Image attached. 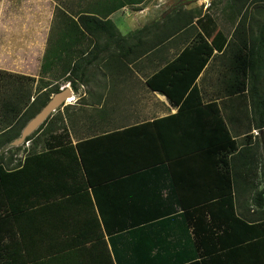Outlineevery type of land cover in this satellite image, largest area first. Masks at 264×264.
I'll return each mask as SVG.
<instances>
[{
  "label": "crops",
  "instance_id": "obj_1",
  "mask_svg": "<svg viewBox=\"0 0 264 264\" xmlns=\"http://www.w3.org/2000/svg\"><path fill=\"white\" fill-rule=\"evenodd\" d=\"M166 1L0 0V71L34 78L47 49L63 44L66 59L71 61V68H64L65 76L75 62H81L76 71L80 80L72 76L76 91L65 80L63 88L71 91L75 103L94 108L86 117L72 112L63 119L65 124L68 119L74 123L62 134V148L53 147L59 144L60 135L53 133L45 142L48 148L52 145L50 149L44 144L45 149L35 147L31 152L40 155L51 150L47 157L51 162L49 169L35 162L25 165L26 172L14 178L15 185L8 186L15 193L9 197V205L16 211L0 223V251L13 257L7 260L15 264H190L195 261L235 264L240 260L236 258L238 255L250 261L263 258L261 240L242 243L239 253H230L245 230L232 231L218 241L222 231L232 224L229 219L211 222L207 216L212 229L207 242L201 241L202 232H195L192 224L195 216L186 215L184 208L192 210L194 204L213 202L224 189L225 184L215 176L210 155H193L119 177L118 173L131 165L127 161L134 158L133 153L145 150L148 155L149 151L157 150L154 135L157 133L156 130L126 136L111 133L151 123L178 111L164 95L149 89L146 81L194 38L177 34L153 45L150 34H135L143 27L160 25L158 21L166 12L152 14L156 12L154 9L166 10ZM211 1L204 10L198 3L183 8L192 11V26L198 23L197 18L204 15ZM83 16L110 21L125 39L122 52L114 45L105 52L103 44L115 42V35L87 31V25L101 24L85 20L82 26L79 18ZM198 31L197 27L193 35ZM58 48L61 51L62 47ZM107 52L116 58L111 69L104 67L105 59L109 58ZM149 53L153 54L147 56ZM216 54L214 51L210 59H216ZM49 56L50 53L48 59L53 58ZM29 62L33 65L31 71ZM158 63L163 65L156 67ZM50 69L55 71L53 66ZM217 70L213 69L211 75ZM201 74L196 85L202 105L215 102L220 109V100L214 94L203 98L198 85ZM85 121L93 122L97 128L102 125V131L89 133ZM164 127L160 128L163 134H173L169 126ZM79 143L80 154L76 148ZM25 157L26 154L19 161L16 160L19 157H13L2 166L9 172L20 170ZM238 186L242 189L244 182ZM234 202L237 216L255 222L264 217L241 190L234 196ZM103 220L110 229L105 228ZM126 224V229H114ZM214 251L218 253H210Z\"/></svg>",
  "mask_w": 264,
  "mask_h": 264
},
{
  "label": "trees",
  "instance_id": "obj_2",
  "mask_svg": "<svg viewBox=\"0 0 264 264\" xmlns=\"http://www.w3.org/2000/svg\"><path fill=\"white\" fill-rule=\"evenodd\" d=\"M181 5L182 4L177 3L173 9L177 10ZM178 11L179 10H177V12ZM191 13L192 11H179L175 17L177 20L175 23L176 26L170 30L167 28L165 30L166 34H162L163 37L154 35L151 40L152 44H158L160 39L164 38V40H166L173 35H177L183 28L191 25ZM181 14L185 18L179 17ZM85 20H96L101 24V26L97 27L95 25H87V31L95 32L98 30L106 35H115V42L108 41L103 44V49L105 52L109 50L112 45L119 49V53L122 52V43H125V39L120 36L117 29L110 21L102 22L96 18L83 16L79 18V22L82 23V26H84ZM206 21L208 26L212 24V20L209 16L206 17ZM153 26L157 25L152 24L151 27ZM151 27L149 26V28ZM204 29L209 28L205 27ZM248 31L249 35H251L252 29L250 28ZM143 32L149 35L147 27L138 30L135 34L142 35ZM200 32L201 33H197V35L193 37L194 40L191 44H188V46L184 47L173 60L166 63L157 73L152 75V77L146 81V85L149 87V89L164 95L171 103L178 107V111L174 115L155 120L151 123H145L119 132H113L111 134L126 136L127 134L133 132L147 133L151 131L153 132L155 130V133H157L154 134L158 141L157 150H154L153 152L149 151L148 155H145V150L133 153L134 158L132 160L128 158L127 161V163L130 162L131 165L128 169L120 171L118 173L120 175L119 177L137 173L148 168H158L165 163L186 160L187 157L193 155L199 154L202 156V154H205V157L210 155V158H212V161L214 162L213 166L215 176L222 182V184H225L224 189H222V193L219 194V197L216 198L215 201L194 204L195 208H192V210H188L189 208H184V211L186 212L187 216L190 214L195 216L196 220L192 221V224L194 225V229L197 234L201 232L203 233L201 234V236L204 235L203 240L201 241H210V233L212 229L210 222H207V216H209L211 222L219 220L228 221L229 219L232 223L227 227L226 231H222L221 236L218 237L219 242H221L226 234L232 231L240 232V230H245V232L241 235V238L238 239V241H235L232 246L233 248L230 250V253L234 255L239 253V247L242 243H251L256 240H261V242H259L261 244L264 242V217L258 222H255L247 221L244 217L237 216L234 206V196H238L241 190V194L248 195L253 205L257 207L261 211L260 213L264 215V187L260 189L259 186L254 182L255 173L253 166L255 164L254 153L256 152V148L248 145L242 148H237L236 140L231 136L229 129L226 127L225 121L220 115V109L218 108L217 104L215 102H211L202 105L200 91L196 85V79L199 77L200 73L210 58L213 56V52H221L223 50L224 46H226V40L220 36L217 43L213 47L208 43V41L205 40V38L209 35V38L212 40L215 34L210 36V32L208 31V34L205 30L206 36L204 35V32V34H202L201 30ZM257 34L258 35L256 37L252 36L248 43L245 42L243 37L238 39L239 48L237 49V53L234 54L232 61L236 62V71H239V75H241L242 78L238 81L240 87H237V90L231 91V93H240L244 90L246 81L243 78H245L246 75L250 73V75H248L250 77L249 89L251 92H253L252 103L254 106V112L255 114L259 115L261 121L260 125L257 126L256 129L260 130L264 127V93H257L259 89L257 88L258 86L256 84H258L260 78H264V74L261 72L259 65L261 63L264 64V58L262 57V53L264 54V16L262 22L257 25ZM147 44L151 45L149 42H147ZM58 47H62L61 49L64 50L63 44H60L59 46L57 44V47L53 49L52 47L47 49V52L45 53L46 56L44 57V61H47L42 64L41 76L45 77L48 74V76L54 78L53 80L55 81H69L71 82L73 91H76V82L73 81L72 76L75 77V79H78L77 81L80 80L76 74V71L81 62H75L73 68L70 69L69 75L66 77L64 68L66 66L71 68V61L69 63L66 59V56L64 58L60 57L61 51ZM48 53H50V56L53 57L52 59H48ZM92 54L93 53H91V55ZM107 55L110 59H105L104 67L106 69H111L115 66L113 63V58H116L115 56L112 58L111 52H107ZM120 55L123 57L127 56V54ZM67 62L69 63L68 65ZM51 66L55 67V71L50 69ZM58 68H60L61 71ZM58 71H60V73H58ZM0 75L7 78H13L12 76H14L1 71ZM16 78L21 83H23L24 88L28 87V84L34 81L30 77L26 78L23 76H17ZM42 81L43 80L40 82L43 83ZM20 87L14 89L13 93L8 98V101H5L1 106L2 117L0 123H4L5 126L2 130H0V134H9L5 143H9L19 137L25 124L30 119H32L49 101L50 94L58 92V89L54 88V91L51 90L49 93H46V90L41 92L38 91L36 93L31 92L29 89H20ZM50 87L51 85L47 84L46 86V84H43L41 90ZM46 124L47 122L39 126L35 133L39 131H45L49 138L50 134L56 133V130H54L52 127L46 128ZM166 126H169V128L172 129L171 132L173 134H163L164 130H161L160 128H166ZM137 135L141 136L142 134ZM31 137L27 138V141L31 140ZM57 140L59 141V144L53 147L57 146L62 148L64 146L63 135H58ZM45 144V148H48V144ZM35 146L36 144L33 145V147ZM51 146H49L48 149H50ZM76 148H79L78 154H80V143L76 145ZM50 151L51 150H45L40 155L28 153L23 161V167L20 170L14 172H9L7 169H5L2 166L3 162L0 161V223L1 221L5 222L7 217L11 214H14L16 211L14 207L9 205V197L12 196V194L15 195V193L12 189H9L8 186L10 187V185H15L14 178L26 172L25 165L33 164V162H35L44 169H49L51 162L48 161L47 157L51 154ZM128 154L129 153L126 152V155ZM241 181L244 182L242 189H240L238 186ZM103 222L105 228L110 229L108 227V222H106V220H103ZM203 222H205V227ZM123 228L126 229L127 224L121 226L118 225L114 229L122 230ZM210 253L214 254L218 252L214 251ZM262 255L263 258L258 261H250L249 258L238 255L236 258H240V260L233 263L264 264V252H262ZM12 258L13 257H10L8 252H5L4 254L0 251V264H15L13 263V260H7ZM190 264H203V262L199 263L198 261H195Z\"/></svg>",
  "mask_w": 264,
  "mask_h": 264
},
{
  "label": "rangeland",
  "instance_id": "obj_3",
  "mask_svg": "<svg viewBox=\"0 0 264 264\" xmlns=\"http://www.w3.org/2000/svg\"><path fill=\"white\" fill-rule=\"evenodd\" d=\"M210 1L211 0H167V5L164 7L166 10H161L160 12L158 11L159 9H154L156 11H154L155 13L152 14L154 16H158L164 12L166 13L162 14L161 19L158 21L159 23L161 22L160 25L153 26L151 28L147 27L150 36L154 37V35H158L159 37H163L162 34H166L165 30L167 28H169V30L174 28L176 26L175 23L177 22L175 17L179 11L181 12L182 10H185L183 9L185 6L191 3H198L201 7L203 5L201 10H204L207 6L206 4H208ZM177 3L182 4L180 7H178V12L176 9H173ZM200 16L197 18L198 23L196 22V24L193 26L189 25L191 27L187 26L186 28H183L179 34H185L188 36V38H193L198 27V33H201V30L202 34H204L206 30L207 33L208 31L210 32V36L215 34L212 40L209 38V35L205 38V40L208 41V43L213 47L217 43L220 36L226 40V46H224L223 50L221 52L215 51L218 53L215 55L216 59H210V61H208L202 70L198 85L200 86L204 99H207L208 96L213 97L212 94H214L216 99L218 98L220 100V115L223 117V120L229 127V130L232 133L231 135L236 140L237 148H242L246 145L256 148V152L254 153L255 164L253 166L255 173L254 182L261 189L264 187V127L260 130L256 129V127L260 125L261 121L259 115L255 114L254 112V106L252 103L253 92H251L249 89L250 77L248 75H250V73L246 75L245 78H243L246 81V86L242 92L232 94L231 91L237 90V87H240L238 81L242 78L241 75H239V71H236V62L232 61L234 54L237 53V49L239 48L238 39L243 37L245 42L248 43L252 36L256 37L258 35L257 25L262 22L264 16V0H212L210 6L207 7V11H205L204 15L201 17ZM208 16L212 20V24L209 26L207 25L206 21V17ZM179 17L185 18L182 14ZM150 20L154 19L151 18ZM147 23L148 22L145 24ZM141 27L142 26H138V28ZM205 27H208L209 29H204ZM250 28L252 29L251 35H249L248 31ZM204 35H206V33ZM182 47L183 46L181 45L178 50H180ZM152 54L153 53H149L147 56ZM65 56V51L61 49L60 57L64 58ZM262 57L264 58L263 53ZM107 59L109 60L110 58ZM146 59L144 60L143 58L141 60L147 61ZM46 61L47 60L44 61L42 59L41 64L42 62L44 64ZM134 65H138V63L133 64V66ZM160 65L158 63L156 67H160ZM259 65L261 72L264 74V64L261 63ZM28 66L29 71H31L33 69L32 63L29 62ZM215 68H218L217 72L215 75H211V72ZM59 70L61 71L60 68ZM40 71L42 72V65L40 66V69L39 67L37 68V75H35L34 78L27 76L34 81L30 82L28 87L25 88L23 83H21L16 78L17 76H12L13 78H7L0 75V120L2 117V104L5 101H8V98L17 87L21 86L20 89H29L31 92L36 93L38 91L41 92L45 90L46 93H49L51 90L54 91V88H57L59 91L65 86L64 80L54 83V78H51L50 76L43 77L40 75ZM21 76L26 77L24 75ZM41 80H43V83L40 82ZM43 84H46V86L47 84L51 85V87L41 90ZM256 85L259 89L257 93H264V78H260L258 84ZM66 86H69V84ZM54 94L55 93H51L49 98H51V96ZM74 98L75 97L73 96L72 101L66 103L64 106H61L48 117V119L45 121L47 122L45 125L46 128L52 127L54 130H56V134H65L67 131V126H71L72 123H74L68 119V122L65 124L63 119L68 118L67 116L69 113L77 112L84 116L94 109L82 106L80 102L75 103ZM84 125L86 129L89 128V130H91L89 133L102 131V125L97 128L93 122L88 121H85ZM4 126V123H0V130H2ZM35 131L27 136L24 142L18 145H11L13 140L9 143H5L9 134H0V161L6 163L8 160H12L13 157H19L16 159L19 161L22 160L20 157L22 158L25 154L27 155L28 153L33 152L35 147L39 149H45L43 145L45 142H47L48 134H46L45 131H39L37 133H35ZM260 131H262V134H260ZM29 137H31V140L27 141V138ZM34 144H36L35 147H33Z\"/></svg>",
  "mask_w": 264,
  "mask_h": 264
},
{
  "label": "water",
  "instance_id": "obj_4",
  "mask_svg": "<svg viewBox=\"0 0 264 264\" xmlns=\"http://www.w3.org/2000/svg\"><path fill=\"white\" fill-rule=\"evenodd\" d=\"M72 97V93L68 88H62L51 96L46 105L23 127L19 137L13 140L11 145H18L25 141L26 137L39 128L48 117L61 106L66 105L68 98ZM262 134V131H260Z\"/></svg>",
  "mask_w": 264,
  "mask_h": 264
},
{
  "label": "bare ground",
  "instance_id": "obj_5",
  "mask_svg": "<svg viewBox=\"0 0 264 264\" xmlns=\"http://www.w3.org/2000/svg\"><path fill=\"white\" fill-rule=\"evenodd\" d=\"M70 101H72V97L68 98L66 102H70Z\"/></svg>",
  "mask_w": 264,
  "mask_h": 264
}]
</instances>
